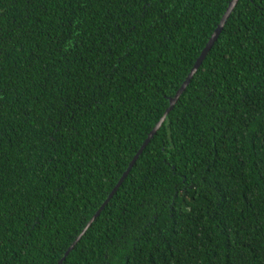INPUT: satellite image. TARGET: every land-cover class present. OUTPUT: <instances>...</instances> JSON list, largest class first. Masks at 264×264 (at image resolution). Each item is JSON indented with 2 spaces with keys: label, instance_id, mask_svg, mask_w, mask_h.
<instances>
[{
  "label": "trees",
  "instance_id": "1",
  "mask_svg": "<svg viewBox=\"0 0 264 264\" xmlns=\"http://www.w3.org/2000/svg\"><path fill=\"white\" fill-rule=\"evenodd\" d=\"M229 1L0 0V264H264V0L108 198Z\"/></svg>",
  "mask_w": 264,
  "mask_h": 264
},
{
  "label": "water",
  "instance_id": "2",
  "mask_svg": "<svg viewBox=\"0 0 264 264\" xmlns=\"http://www.w3.org/2000/svg\"><path fill=\"white\" fill-rule=\"evenodd\" d=\"M237 1L238 0H230L228 2L227 6H226V9L223 12V14H222V16H221L218 24L216 25V27L214 28L213 32L209 36L207 42L205 43L204 47L200 51V53L197 56L196 60L194 61V63L192 65V67L190 68L188 74L184 78L183 82L181 83V85L179 86V88L177 89V91L173 95V97H171L169 99V105H168V107L165 109V111H164L163 115L161 116V118L154 125V127L148 133L147 137L142 142V144L139 147L138 151L135 153V155L133 156L132 160L130 161L128 167L126 168V170L124 171V173L119 178L117 184L114 186V188L112 189L111 193L108 195V198L112 195V193L119 186V184L121 183V181L123 180V178L127 175V173L129 172L131 166L133 165V163L135 162V160L137 159V157L140 155V153L142 152V150L144 149V147L146 146V144L150 141L151 137L154 135V133L156 132V130L160 127L161 123L165 120L168 112L174 106L175 102L177 101V99L179 98V96L181 95V93L184 91V89L187 86V84L189 83L190 79L192 78V76L194 75V73L196 72V70L198 69V67L200 66V64L202 63L203 59L207 55L209 49L212 47V45L214 44L215 40L217 39L219 33L221 32V30L223 28V25L225 24L226 20L228 19L229 15L232 12V10H233L234 6L236 5ZM83 232H84V230L80 233V235H78L76 237V239L73 242V244L79 239V237L81 236V234Z\"/></svg>",
  "mask_w": 264,
  "mask_h": 264
},
{
  "label": "rangeland",
  "instance_id": "3",
  "mask_svg": "<svg viewBox=\"0 0 264 264\" xmlns=\"http://www.w3.org/2000/svg\"><path fill=\"white\" fill-rule=\"evenodd\" d=\"M183 204H184V206H187V203L186 202H184Z\"/></svg>",
  "mask_w": 264,
  "mask_h": 264
}]
</instances>
